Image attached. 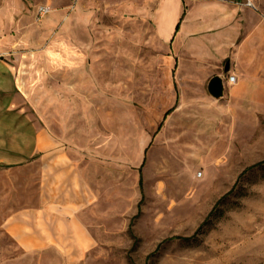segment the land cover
I'll list each match as a JSON object with an SVG mask.
<instances>
[{"label":"rangeland","instance_id":"rangeland-1","mask_svg":"<svg viewBox=\"0 0 264 264\" xmlns=\"http://www.w3.org/2000/svg\"><path fill=\"white\" fill-rule=\"evenodd\" d=\"M162 1L0 0L12 113L85 152L94 198L81 258L25 250L4 223L40 166L0 165V264H264V0H183L179 34Z\"/></svg>","mask_w":264,"mask_h":264},{"label":"crops","instance_id":"crops-1","mask_svg":"<svg viewBox=\"0 0 264 264\" xmlns=\"http://www.w3.org/2000/svg\"><path fill=\"white\" fill-rule=\"evenodd\" d=\"M168 1L178 5L176 24L184 8V18L189 19L190 11L186 13L183 0L162 2ZM180 7H183L181 12ZM175 15L171 18L172 26H175ZM182 31L179 29L177 33ZM17 87L12 65L0 55V165L21 168L35 157L40 166L37 205L14 212L6 219L5 229L25 250H43L54 243L71 250L72 259L77 260L94 243L85 217L94 198L85 185L84 165L69 157L76 151L82 155L85 152L58 147L51 132L12 113Z\"/></svg>","mask_w":264,"mask_h":264},{"label":"water","instance_id":"water-1","mask_svg":"<svg viewBox=\"0 0 264 264\" xmlns=\"http://www.w3.org/2000/svg\"><path fill=\"white\" fill-rule=\"evenodd\" d=\"M210 93L215 97H221L224 93V83L219 75L212 77L208 84Z\"/></svg>","mask_w":264,"mask_h":264},{"label":"built area","instance_id":"built-area-1","mask_svg":"<svg viewBox=\"0 0 264 264\" xmlns=\"http://www.w3.org/2000/svg\"><path fill=\"white\" fill-rule=\"evenodd\" d=\"M50 11V7L48 5H40L39 8L37 9V14L39 16H44ZM237 77L236 75H230L229 76V82L230 83H235Z\"/></svg>","mask_w":264,"mask_h":264},{"label":"trees","instance_id":"trees-1","mask_svg":"<svg viewBox=\"0 0 264 264\" xmlns=\"http://www.w3.org/2000/svg\"><path fill=\"white\" fill-rule=\"evenodd\" d=\"M185 16V8H184V11L182 13V16H181V20L184 18ZM181 20L178 22V24L176 25V29H175V33H177L180 29V23H181ZM174 108H171L170 110H168V112L166 113V116L173 110ZM262 163H264V161H262ZM140 178H139V184H140V187H142V184H143V177H142V173H141V168H140ZM245 172V171H244ZM226 196V195H225ZM224 196V197H225ZM222 197L220 199V201L224 198ZM132 225V222L130 223V226ZM136 241V240H135Z\"/></svg>","mask_w":264,"mask_h":264},{"label":"bare ground","instance_id":"bare-ground-1","mask_svg":"<svg viewBox=\"0 0 264 264\" xmlns=\"http://www.w3.org/2000/svg\"><path fill=\"white\" fill-rule=\"evenodd\" d=\"M236 82V81H235ZM237 83V82H236Z\"/></svg>","mask_w":264,"mask_h":264}]
</instances>
